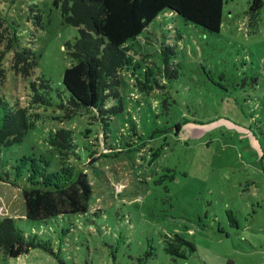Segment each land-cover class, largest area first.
I'll return each instance as SVG.
<instances>
[{
  "label": "rangeland",
  "instance_id": "1",
  "mask_svg": "<svg viewBox=\"0 0 264 264\" xmlns=\"http://www.w3.org/2000/svg\"><path fill=\"white\" fill-rule=\"evenodd\" d=\"M249 2L226 0L218 33L162 12L129 41L131 64L119 88L124 110L105 138L92 112L66 117L60 106L67 94L63 74L72 64L66 44L79 34L63 21L61 0H0L1 16L37 56L30 76L7 67L0 97L30 107L32 83L43 91L41 80L49 81L53 97L49 106L29 108L40 113L36 125L2 149L16 185L0 182V219L16 218L55 251L34 248L17 258L0 252V264H258L264 257V0L255 25ZM59 128L75 132L81 158L74 169L88 173L91 209L70 220L32 221L25 217L26 177L33 164L60 171L50 144Z\"/></svg>",
  "mask_w": 264,
  "mask_h": 264
},
{
  "label": "trees",
  "instance_id": "2",
  "mask_svg": "<svg viewBox=\"0 0 264 264\" xmlns=\"http://www.w3.org/2000/svg\"><path fill=\"white\" fill-rule=\"evenodd\" d=\"M225 3L226 0H61L63 21L76 26L79 32L66 44L72 58V64L65 69L62 79L67 94L60 106L65 109L66 117L83 111L92 112L107 138L113 116L124 110L119 88L124 66L131 64L127 43L137 38L162 12L178 15L206 31L218 33L223 23ZM262 7L263 0H250L247 11L250 25L257 23ZM171 49H164L167 73L173 66L167 52ZM36 65L35 51L22 44L17 27L6 23L0 14V85L5 82L7 67L18 75L30 76ZM32 87L34 93L30 107L13 106L0 97V182L14 186L16 183L3 167L2 149L21 142L36 125L40 113H32L29 108L53 103L48 80L40 81L43 91L36 82ZM111 100L118 101V104L111 105ZM50 144L58 152L63 165L54 174L48 172L47 164L40 171L34 164L29 170L26 177L28 187L23 188V194L25 217L32 221L56 217L70 220L72 215L86 214L91 209L93 189L88 173L74 169L73 163L81 158L74 130H55ZM96 153H91L90 158ZM179 240L181 245L188 244L192 251L195 249L191 242L176 239ZM34 248L55 254L50 241L36 234H26L17 225L16 218L6 216L0 219V252L17 258Z\"/></svg>",
  "mask_w": 264,
  "mask_h": 264
},
{
  "label": "crops",
  "instance_id": "3",
  "mask_svg": "<svg viewBox=\"0 0 264 264\" xmlns=\"http://www.w3.org/2000/svg\"><path fill=\"white\" fill-rule=\"evenodd\" d=\"M262 182H264V181H262ZM256 232H259V231H256ZM256 238L258 239L259 237H256ZM242 241L245 243V245H248L249 242H250V245L253 244L251 241V238L248 235H244ZM261 255H263V254H261ZM258 264H264V257L261 258V260L258 262Z\"/></svg>",
  "mask_w": 264,
  "mask_h": 264
}]
</instances>
